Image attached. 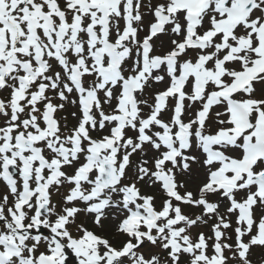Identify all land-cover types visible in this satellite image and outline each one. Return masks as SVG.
<instances>
[{"label": "snow or ice", "instance_id": "snow-or-ice-1", "mask_svg": "<svg viewBox=\"0 0 264 264\" xmlns=\"http://www.w3.org/2000/svg\"><path fill=\"white\" fill-rule=\"evenodd\" d=\"M264 0H0V264H253Z\"/></svg>", "mask_w": 264, "mask_h": 264}, {"label": "rangeland", "instance_id": "rangeland-1", "mask_svg": "<svg viewBox=\"0 0 264 264\" xmlns=\"http://www.w3.org/2000/svg\"><path fill=\"white\" fill-rule=\"evenodd\" d=\"M251 259L253 260V264H264V249H254Z\"/></svg>", "mask_w": 264, "mask_h": 264}]
</instances>
